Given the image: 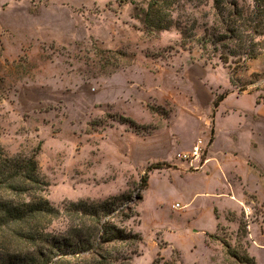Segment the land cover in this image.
<instances>
[{
  "label": "rangeland",
  "instance_id": "obj_1",
  "mask_svg": "<svg viewBox=\"0 0 264 264\" xmlns=\"http://www.w3.org/2000/svg\"><path fill=\"white\" fill-rule=\"evenodd\" d=\"M57 1L0 0V143L12 155L40 147L55 206L122 194L137 201L131 218L118 219L143 237L131 264H229L226 244L248 250L259 206L250 228L242 210L227 214L245 236L230 223L204 233L216 228V205L228 207L217 195L220 173L191 179L201 167L176 153L199 138L209 149L220 96L264 100V38L258 57L224 63L225 44L202 39L220 26L213 0L183 1L176 25L156 34L138 17L141 1ZM187 182L200 192L191 206L181 194Z\"/></svg>",
  "mask_w": 264,
  "mask_h": 264
},
{
  "label": "trees",
  "instance_id": "obj_2",
  "mask_svg": "<svg viewBox=\"0 0 264 264\" xmlns=\"http://www.w3.org/2000/svg\"><path fill=\"white\" fill-rule=\"evenodd\" d=\"M123 2V0H120ZM143 2L138 17L149 34L169 30L174 12L186 0H132ZM194 1V0H188ZM216 34L206 32L205 42L225 44L224 63L231 57L253 59L261 54L264 38V0L241 5L238 0H213ZM185 41L182 45H185ZM239 62V61H238ZM225 98L214 101V110ZM135 126L134 121H130ZM40 147L32 153L9 154L0 143V264H131L139 255L143 237L128 228L119 216L129 219L137 201L117 195L104 200L67 201L52 204L46 191L50 185L39 161ZM155 167V166H154ZM148 178H144V188ZM141 196L138 197L140 199ZM62 220L63 225L53 224ZM239 231L246 235L244 227ZM229 264H258L246 246L226 244Z\"/></svg>",
  "mask_w": 264,
  "mask_h": 264
},
{
  "label": "crops",
  "instance_id": "obj_3",
  "mask_svg": "<svg viewBox=\"0 0 264 264\" xmlns=\"http://www.w3.org/2000/svg\"><path fill=\"white\" fill-rule=\"evenodd\" d=\"M57 2L61 7L69 4L67 0ZM232 96V93L228 94L215 109V133L208 155L200 162L201 170L190 175L191 179L196 180L200 174L209 176L214 171L219 172L221 190H216L219 191L217 195L228 197L226 210L218 205L214 209L216 228L201 229L204 233L208 234L217 230L220 225L229 223L232 229L237 230L240 225L238 220L229 221L227 214L232 212L240 215L241 210L244 213V205L252 201L259 206L260 221L258 229L250 238L248 252L256 258L258 264H264V100L258 102L252 95V100L246 106L231 100ZM184 188L181 194L191 206L200 192L193 182H187ZM231 191L234 193L232 196ZM253 224L255 221H247L249 228ZM255 250L259 251L261 258Z\"/></svg>",
  "mask_w": 264,
  "mask_h": 264
},
{
  "label": "built area",
  "instance_id": "obj_4",
  "mask_svg": "<svg viewBox=\"0 0 264 264\" xmlns=\"http://www.w3.org/2000/svg\"><path fill=\"white\" fill-rule=\"evenodd\" d=\"M208 141L199 138L195 142L194 146L190 150H182L176 153V156L178 159L182 161H190L191 164H194V162H197V165H194L195 168L201 167V159L206 150H208ZM176 208H182L183 206L180 203H176L174 205ZM244 214L245 218L248 222L252 221V218H255L258 213V205L252 201L249 204L244 205Z\"/></svg>",
  "mask_w": 264,
  "mask_h": 264
}]
</instances>
